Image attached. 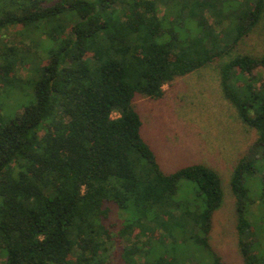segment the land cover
Returning a JSON list of instances; mask_svg holds the SVG:
<instances>
[{
	"label": "trees",
	"instance_id": "trees-1",
	"mask_svg": "<svg viewBox=\"0 0 264 264\" xmlns=\"http://www.w3.org/2000/svg\"><path fill=\"white\" fill-rule=\"evenodd\" d=\"M263 16L264 0H0V33L23 27L31 39L0 47V95L32 87L20 110L0 106V264H223L209 241L220 176L201 164L162 172L133 105L216 61L223 98L257 133L229 187L243 264H264L246 185L264 184L253 73L264 51L235 53Z\"/></svg>",
	"mask_w": 264,
	"mask_h": 264
},
{
	"label": "rangeland",
	"instance_id": "rangeland-1",
	"mask_svg": "<svg viewBox=\"0 0 264 264\" xmlns=\"http://www.w3.org/2000/svg\"><path fill=\"white\" fill-rule=\"evenodd\" d=\"M28 35V28H10L0 33V47L10 44L19 47L20 42L30 45L31 39L26 37ZM35 36L36 33H33ZM263 51L264 16L235 53L259 56ZM38 53L43 54V51L39 49ZM219 64L216 61L186 76L175 78L163 87L160 99L137 97L133 105L142 121L141 136L149 144L162 172L167 174L181 167L201 164L220 176L223 201L212 216L209 241L223 264H243L237 248L235 200L229 180L236 163L256 141L257 133L240 121L233 106L223 98L219 84ZM26 67L19 66L20 77L27 76ZM253 73H259L264 82L262 70ZM23 86L19 91L0 95V106L4 107L5 113L13 114L32 100L30 82ZM179 185L182 188L187 183L182 181ZM246 185L254 201L247 212L251 223L248 232H255L254 250L264 256V184L256 175ZM121 220L118 213L113 212L111 225L114 233L119 230ZM176 255L186 256L181 250ZM198 259L202 262L206 260L204 256ZM111 264L120 262L112 255Z\"/></svg>",
	"mask_w": 264,
	"mask_h": 264
}]
</instances>
